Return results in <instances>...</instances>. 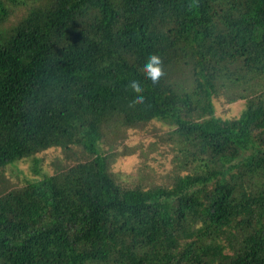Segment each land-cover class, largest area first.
Masks as SVG:
<instances>
[{
    "label": "trees",
    "instance_id": "obj_1",
    "mask_svg": "<svg viewBox=\"0 0 264 264\" xmlns=\"http://www.w3.org/2000/svg\"><path fill=\"white\" fill-rule=\"evenodd\" d=\"M16 1L0 0V17ZM21 4L26 18L0 41V127L11 134L0 141V167L20 171L25 183L0 190V264H134L122 254L125 245L137 264H264V87L253 79L264 75V0ZM89 16L102 46L84 41V54L53 63L29 58ZM152 55L164 70L156 83L143 72ZM102 56L103 64L96 60ZM237 59L241 69L226 68ZM176 68L181 76L172 73ZM131 80L141 82L143 104H131ZM55 82L65 126L54 120L51 141L65 149L78 144L89 157L70 166L66 180L43 170L38 150L24 151L42 130L36 126L42 110L51 113L37 104ZM216 100L245 105L222 118ZM110 119L124 127L170 124L186 173L176 172L177 160L164 185L115 184L99 144V127ZM27 158L28 171L19 170L17 162ZM185 222L187 228L192 222L194 240L183 233ZM226 234H233L231 245L221 249L216 238ZM163 235L175 244L153 252Z\"/></svg>",
    "mask_w": 264,
    "mask_h": 264
},
{
    "label": "rangeland",
    "instance_id": "obj_2",
    "mask_svg": "<svg viewBox=\"0 0 264 264\" xmlns=\"http://www.w3.org/2000/svg\"><path fill=\"white\" fill-rule=\"evenodd\" d=\"M25 6V4H21V0H17L12 7L8 6L11 13L8 16L0 17V41L10 39L15 34L16 24L21 18H26L27 10L24 8ZM91 17L89 16L87 19L81 21L78 20L61 37L51 36V40L46 43V49L41 51L40 47L37 46L35 50L28 52L29 58H32V55H40L44 61L53 63L58 62L61 56L64 55L67 57L71 55L70 58L73 56L78 58L79 54H84L83 46H86L85 44L82 46V42L84 41L102 46L99 44L100 37L98 32L94 27L89 25ZM219 28L223 29L221 26ZM89 48L94 50L93 47ZM82 58L89 61L86 55ZM103 58V56L97 57L96 60L99 61L101 59L103 64ZM243 66L244 62L242 59H237L232 65L226 64V68H230L231 70H238ZM253 67L255 68L257 65L254 64ZM172 73L175 76H181L177 68ZM240 74L246 76V72L242 71ZM253 79L264 87V75L256 74ZM56 83H53L46 91L40 94L41 103L37 105L50 109V118L42 110L36 123V126L38 128L41 127L42 130L37 140H27L24 151L32 152L31 149H35L34 151L38 150L39 152L36 154L42 159L43 170L48 174H54L66 180L65 178H69L70 174L68 171L69 167L77 162L87 161L89 157L78 144L67 145L65 149L51 141V137L56 136L55 133L49 131L54 120L59 121L57 124L61 123L65 126L64 122L59 119L62 107L56 101L60 90V85ZM215 102L218 101L216 100ZM54 103H57V106H54ZM215 104L217 109L216 116L227 118L238 115L244 108L245 100H238L228 107L220 105L219 102ZM71 109L76 112V106H71ZM170 127V124L161 120H152L148 124L141 123L124 127L116 119H110L99 127V130H101L100 134L102 133L100 135L102 138L101 143H99L100 149L101 151L105 150L104 153L106 155L105 170L112 176L115 184H122L125 188L138 186L143 189L164 185L166 177L169 175L168 172L175 166V161L177 160L176 172L186 173V169H182L184 167L183 155L178 153L173 147L172 128ZM2 129L6 130L8 128L0 127V141H6L10 138L11 134L7 130L4 132ZM73 135L70 136L71 139ZM20 136L24 137L23 134ZM103 144L106 145L102 146ZM28 160L29 158L20 159L17 162L19 170L28 171ZM24 181L25 179H23L20 171L15 173L10 170L8 165L0 167V190L22 188V185L25 183ZM75 182V176L70 177V183L75 184ZM189 219L195 221L193 218ZM191 223L189 222L188 228L187 222L183 223L182 228L183 233H187L186 236H189V240H194L195 232L191 231ZM229 236L233 237V234H226V238L222 237V235V238H216L221 249H224L225 246L229 248L231 245V238ZM174 240L168 235H163L156 240L151 249L155 252L160 249L171 248L175 244ZM127 249L129 248L125 245L122 254L127 258L131 257L128 263L134 262V264H137L138 260L134 257L131 248ZM142 257L141 254L138 255L140 260H142Z\"/></svg>",
    "mask_w": 264,
    "mask_h": 264
},
{
    "label": "clouds",
    "instance_id": "obj_3",
    "mask_svg": "<svg viewBox=\"0 0 264 264\" xmlns=\"http://www.w3.org/2000/svg\"><path fill=\"white\" fill-rule=\"evenodd\" d=\"M143 72L145 78L151 80L153 83L159 81V79L164 75V70L162 66V60L158 55H152L148 58L147 62L143 65ZM128 87L133 93H135L131 104L133 106L144 103V88L141 85V82L138 80H131Z\"/></svg>",
    "mask_w": 264,
    "mask_h": 264
}]
</instances>
